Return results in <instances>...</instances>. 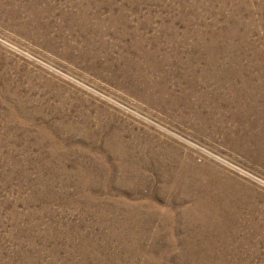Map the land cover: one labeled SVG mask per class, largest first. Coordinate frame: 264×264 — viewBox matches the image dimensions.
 <instances>
[{
  "label": "rangeland",
  "instance_id": "rangeland-1",
  "mask_svg": "<svg viewBox=\"0 0 264 264\" xmlns=\"http://www.w3.org/2000/svg\"><path fill=\"white\" fill-rule=\"evenodd\" d=\"M0 264H264V0H0Z\"/></svg>",
  "mask_w": 264,
  "mask_h": 264
},
{
  "label": "bare ground",
  "instance_id": "bare-ground-1",
  "mask_svg": "<svg viewBox=\"0 0 264 264\" xmlns=\"http://www.w3.org/2000/svg\"><path fill=\"white\" fill-rule=\"evenodd\" d=\"M197 214H198V216H199V212H198Z\"/></svg>",
  "mask_w": 264,
  "mask_h": 264
}]
</instances>
